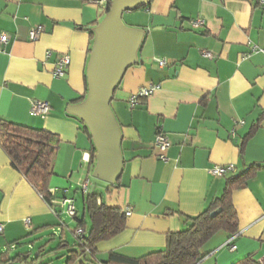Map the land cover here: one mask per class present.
<instances>
[{
  "label": "crops",
  "instance_id": "obj_1",
  "mask_svg": "<svg viewBox=\"0 0 264 264\" xmlns=\"http://www.w3.org/2000/svg\"><path fill=\"white\" fill-rule=\"evenodd\" d=\"M95 1L0 0V121L49 132L59 141L50 183L55 200L63 190L83 199L79 186L90 178L89 193H98L100 202L131 210L125 229L97 245L96 261L104 263L111 253L137 259L164 250L169 234L185 230L186 218L199 216L224 193L227 177L212 176L214 166L232 164L234 174L252 164L264 166V6L258 0H152L147 8L125 14L132 27L148 33L138 64L126 70L111 103L121 127L124 168L104 196L99 190L105 188L92 181L93 140L68 111L87 95L94 29L106 15ZM196 20L204 24L194 28ZM36 26L46 31L32 42L29 33ZM4 34L9 41L3 45ZM61 55L70 65L63 78H55ZM161 59L164 67L156 61ZM151 85L159 89L131 109L130 96ZM36 101L48 102L50 113L31 116ZM159 131L171 142L166 162L154 147ZM233 203L238 232L215 235L198 264H235L246 257L264 264V170L233 193ZM77 211L87 230L85 209ZM63 215L53 213L0 146V257L22 242L35 246L56 236L64 246L70 239L75 246V220ZM229 243L237 249L231 251Z\"/></svg>",
  "mask_w": 264,
  "mask_h": 264
},
{
  "label": "trees",
  "instance_id": "obj_2",
  "mask_svg": "<svg viewBox=\"0 0 264 264\" xmlns=\"http://www.w3.org/2000/svg\"><path fill=\"white\" fill-rule=\"evenodd\" d=\"M145 8L147 6L142 9ZM85 99L86 97L81 100V103ZM85 130L92 141V136L86 125ZM254 132L255 128L241 145V155H244L246 143ZM58 143L56 137L49 132L13 124L5 120L0 121V146L9 156L13 167L27 178L50 206H52L51 200L55 199L50 192V183L54 176L53 158L58 149ZM95 156L94 148V159ZM262 170H264V166L252 164L245 172L227 176L222 196L214 200L199 216L186 218L187 228L169 234L164 250L137 259L111 253L107 262L96 261L97 245L120 234L126 227L127 216L122 209L108 207L104 202H99V194L95 191L83 195L84 209L89 217L90 227L83 237L76 238L75 246L78 249L70 252L71 256L66 264H74L79 259L82 264L86 262H90V264H198L207 257L208 254L203 252V248L215 235L220 232L235 235L238 232L239 219L233 203V193L244 187ZM219 209L221 212L213 217L212 213ZM74 220L76 228L85 229L84 217L78 216ZM18 243L15 242L12 245ZM63 244L61 243V247H64ZM41 257L39 252L38 257L30 262L29 258H25L23 254L9 258V254L6 252L1 255L0 264H50L42 262ZM235 264L260 263L252 257H246Z\"/></svg>",
  "mask_w": 264,
  "mask_h": 264
},
{
  "label": "water",
  "instance_id": "obj_3",
  "mask_svg": "<svg viewBox=\"0 0 264 264\" xmlns=\"http://www.w3.org/2000/svg\"><path fill=\"white\" fill-rule=\"evenodd\" d=\"M152 0H113L102 22L94 29L95 40L87 66V96L68 111L88 128L96 150L93 178L115 185L122 176L121 127L111 103L126 70L139 62L147 30L129 28L125 13L140 10ZM221 209L212 213L216 216Z\"/></svg>",
  "mask_w": 264,
  "mask_h": 264
},
{
  "label": "built area",
  "instance_id": "obj_4",
  "mask_svg": "<svg viewBox=\"0 0 264 264\" xmlns=\"http://www.w3.org/2000/svg\"><path fill=\"white\" fill-rule=\"evenodd\" d=\"M113 0H98L95 1L94 4L98 7V9L105 14H107L108 10L110 9L111 3ZM261 5L264 6V0H258ZM194 28H198L201 25L204 24L203 20H196L193 23ZM46 29L43 26H36L31 29L29 33V39L32 42L38 41L40 37L45 33ZM9 41V37L7 35H2L1 36V43L4 45ZM257 48L254 47V51H256ZM260 52L264 53V49L260 50ZM52 52L48 51L47 52V58L51 56ZM205 56L207 58H212L213 56L209 53L206 52ZM159 67H164L167 62L165 59L161 60H156ZM70 65V58L66 55H61L56 63L55 67L53 70V76L55 78H63L67 72V69ZM159 89L158 85H151L149 87H142L140 88L136 93L132 94L128 100L129 106L131 109L136 108L137 106L141 105L144 100L149 99L157 90ZM51 111L50 104L48 102H40L36 101L33 102L31 105V110H30V115L33 117H44L48 115ZM243 124V122H241ZM154 147L159 150V158L163 161H167L166 157V152L167 150L171 147V142L167 135L163 133L162 131H159L156 135L155 141H154ZM236 172V168L234 165H225V166H214L209 170V173L218 178L222 177H227L230 176L231 174H234ZM91 187V180L90 178L85 179L79 186V190L83 193V195L89 194ZM50 192L55 196L57 193L56 190H51ZM62 197H60L58 200L52 199L50 206L51 210L55 215H59L60 212H63L67 216L71 218H76L78 217V211L76 208V200L71 197L68 194V190H63L62 191ZM100 202V201H99ZM60 209V210H59ZM126 216L131 215V210L128 209L125 211ZM30 225H31V219L27 218L25 220V226L28 230H30ZM4 232V225L0 224V234ZM86 230L82 227L75 228L74 234L75 238L83 237L85 234ZM228 248L231 251H235L237 249L236 245L229 243Z\"/></svg>",
  "mask_w": 264,
  "mask_h": 264
},
{
  "label": "rangeland",
  "instance_id": "obj_5",
  "mask_svg": "<svg viewBox=\"0 0 264 264\" xmlns=\"http://www.w3.org/2000/svg\"><path fill=\"white\" fill-rule=\"evenodd\" d=\"M125 14H127V13H125ZM125 14H124V16H125ZM105 16L106 15H104V17ZM124 16H123V21L126 24V26L129 28H134L131 26L128 17H124ZM126 16H128V15H126ZM92 181L94 183L96 182V183L100 184L102 187L105 188V189L99 190V192L102 191L101 193H103L104 196H106L105 190H106V188H108V184L101 182V181H98L94 178H92ZM92 188H93V186H92ZM76 190H77V188H76V186H74L73 191H76ZM76 196H77L76 197L77 208H78L79 212L81 214H83L84 213V205H83V199H82L81 193L77 194ZM63 217L66 218V220L70 221L66 217V215H63ZM87 220H89V217H87ZM53 233H55V232H52V234ZM69 234L72 235L71 231ZM60 247H61L60 238H59V236H56L53 239H45L41 243L38 242L35 244V246L31 245L29 242H22L21 244L17 245L15 250H13L12 252H9V254L11 255L12 258H14L15 255L23 254L27 258L30 257L29 260L31 262L38 257L39 252H40L42 255V257H41L42 262H49L50 264H66L67 260L71 256L70 252L78 249L77 247H75L73 245V240H71V239L68 242V246H64L61 248ZM2 251L6 252L7 249L4 248V249H2Z\"/></svg>",
  "mask_w": 264,
  "mask_h": 264
}]
</instances>
